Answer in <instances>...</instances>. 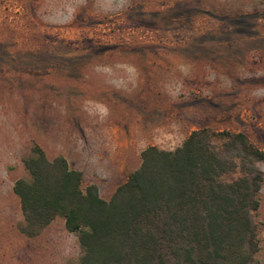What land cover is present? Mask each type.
<instances>
[{
  "label": "rangeland",
  "instance_id": "374dc122",
  "mask_svg": "<svg viewBox=\"0 0 264 264\" xmlns=\"http://www.w3.org/2000/svg\"><path fill=\"white\" fill-rule=\"evenodd\" d=\"M243 133L264 152V0H0V264H77L54 218L20 231L13 183L37 146L108 200L148 146L194 130ZM264 264V161L255 164Z\"/></svg>",
  "mask_w": 264,
  "mask_h": 264
},
{
  "label": "trees",
  "instance_id": "16d2710c",
  "mask_svg": "<svg viewBox=\"0 0 264 264\" xmlns=\"http://www.w3.org/2000/svg\"><path fill=\"white\" fill-rule=\"evenodd\" d=\"M261 161L245 134L201 128L171 151L146 147L102 200L61 156L48 160L34 145L12 193L20 231L34 237L61 218L80 249L77 264H258Z\"/></svg>",
  "mask_w": 264,
  "mask_h": 264
}]
</instances>
